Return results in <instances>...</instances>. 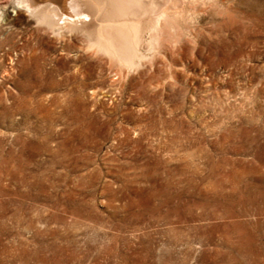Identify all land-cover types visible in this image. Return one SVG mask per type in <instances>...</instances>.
Here are the masks:
<instances>
[{
  "label": "rangeland",
  "instance_id": "374dc122",
  "mask_svg": "<svg viewBox=\"0 0 264 264\" xmlns=\"http://www.w3.org/2000/svg\"><path fill=\"white\" fill-rule=\"evenodd\" d=\"M10 6L0 264H264V16L234 61L211 51L219 16L199 12L124 82L103 64L80 87L81 35Z\"/></svg>",
  "mask_w": 264,
  "mask_h": 264
},
{
  "label": "bare ground",
  "instance_id": "6f19581e",
  "mask_svg": "<svg viewBox=\"0 0 264 264\" xmlns=\"http://www.w3.org/2000/svg\"><path fill=\"white\" fill-rule=\"evenodd\" d=\"M205 3L206 0H11L7 13H26L36 21L48 24L58 35H63L64 29L80 34L83 42L79 47L90 51L88 57L92 58L87 64L86 59L82 61V55L74 59L78 63L76 69L82 74L81 79L78 78L82 87L87 86V79L92 77L96 67L102 70L103 64L112 72V82L117 84L126 80L130 71L156 55L161 36L170 44L172 40L168 36L179 29V22L199 12L219 16L213 20L215 36H211L210 41L214 54H224L231 61L239 53L247 55V44L253 35L250 31L255 23L251 22L252 16L261 17L258 22L261 21L264 0H217L215 7L213 4L207 7ZM250 55L251 52L246 58L250 59ZM73 78L77 79V76ZM41 85L36 83L39 92ZM28 87V82L22 85L23 95L30 91Z\"/></svg>",
  "mask_w": 264,
  "mask_h": 264
}]
</instances>
